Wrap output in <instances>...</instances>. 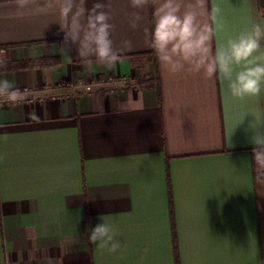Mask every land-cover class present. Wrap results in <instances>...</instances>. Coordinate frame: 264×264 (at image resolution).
<instances>
[{
    "label": "crops",
    "instance_id": "obj_1",
    "mask_svg": "<svg viewBox=\"0 0 264 264\" xmlns=\"http://www.w3.org/2000/svg\"><path fill=\"white\" fill-rule=\"evenodd\" d=\"M101 2L121 52L110 68L78 60L46 0H0V81L30 90L0 96V264H264V169L250 142L264 92L240 100L220 74L162 71L152 6ZM203 18L215 53L264 24V0H207ZM81 81L92 90L60 88ZM98 216L117 253L72 242Z\"/></svg>",
    "mask_w": 264,
    "mask_h": 264
},
{
    "label": "clouds",
    "instance_id": "obj_2",
    "mask_svg": "<svg viewBox=\"0 0 264 264\" xmlns=\"http://www.w3.org/2000/svg\"><path fill=\"white\" fill-rule=\"evenodd\" d=\"M28 0H18L23 7ZM134 9L153 8V25L146 30L149 46L154 50L161 70L170 74L183 71L203 72L212 77L220 74L228 82L232 97L243 100L258 98L264 92V56L255 55L264 41V24L253 23L250 31L241 33L226 45L212 51L214 28L204 20L207 0H129ZM110 7L96 0L91 8L87 0H46L42 11L52 10L57 16L59 32L63 33V43L71 51H76L79 61L90 64L93 61L102 67H112L120 58V50L111 38L114 25L112 17L105 9ZM219 9L212 10L215 22ZM135 15V21L140 19ZM4 61L0 60V67ZM239 68L237 71L236 69ZM0 96L7 102L17 103L23 94L9 81H0ZM254 128L251 138L254 145L252 157L259 169H264V132ZM98 222L91 221L73 243L84 242L98 245L109 253H117L122 245L117 239L113 226L99 216ZM82 221V217H81Z\"/></svg>",
    "mask_w": 264,
    "mask_h": 264
},
{
    "label": "built area",
    "instance_id": "obj_3",
    "mask_svg": "<svg viewBox=\"0 0 264 264\" xmlns=\"http://www.w3.org/2000/svg\"><path fill=\"white\" fill-rule=\"evenodd\" d=\"M6 55V50L5 49H0V60L4 61V57ZM60 88L62 89H73V90H79V89H84L86 91H91L92 86L89 85L88 83L85 82H78V83H72V82H63L60 84ZM21 93H30V90L28 88H23L19 89Z\"/></svg>",
    "mask_w": 264,
    "mask_h": 264
}]
</instances>
